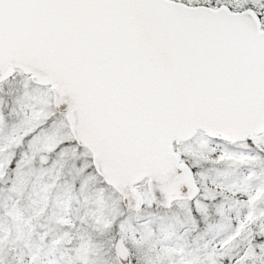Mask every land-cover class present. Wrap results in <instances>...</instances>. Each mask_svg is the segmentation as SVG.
<instances>
[{"label": "snow or ice", "instance_id": "snow-or-ice-1", "mask_svg": "<svg viewBox=\"0 0 264 264\" xmlns=\"http://www.w3.org/2000/svg\"><path fill=\"white\" fill-rule=\"evenodd\" d=\"M0 264H264V0H0Z\"/></svg>", "mask_w": 264, "mask_h": 264}]
</instances>
